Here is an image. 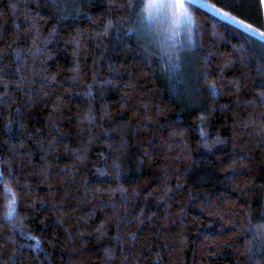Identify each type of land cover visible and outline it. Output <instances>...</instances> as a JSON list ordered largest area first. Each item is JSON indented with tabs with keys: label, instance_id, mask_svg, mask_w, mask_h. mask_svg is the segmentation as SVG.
Instances as JSON below:
<instances>
[{
	"label": "trees",
	"instance_id": "1",
	"mask_svg": "<svg viewBox=\"0 0 264 264\" xmlns=\"http://www.w3.org/2000/svg\"><path fill=\"white\" fill-rule=\"evenodd\" d=\"M146 3L0 0V264H264V39Z\"/></svg>",
	"mask_w": 264,
	"mask_h": 264
},
{
	"label": "snow or ice",
	"instance_id": "2",
	"mask_svg": "<svg viewBox=\"0 0 264 264\" xmlns=\"http://www.w3.org/2000/svg\"><path fill=\"white\" fill-rule=\"evenodd\" d=\"M190 8H205L210 10L214 15L218 16L222 21L227 24L238 27L241 30H247L248 32H255L250 25L244 24L242 21L237 20L227 12H221L216 9L213 5L207 4L204 0H148L144 6L145 12L149 16L153 13L160 12L161 10L167 12L173 31L171 33V39H174L178 34L181 27L191 28L194 23ZM258 35L264 39V32H259ZM15 204V199L10 203L11 206Z\"/></svg>",
	"mask_w": 264,
	"mask_h": 264
},
{
	"label": "rangeland",
	"instance_id": "3",
	"mask_svg": "<svg viewBox=\"0 0 264 264\" xmlns=\"http://www.w3.org/2000/svg\"><path fill=\"white\" fill-rule=\"evenodd\" d=\"M148 2V0H147ZM262 4H263V9H264V0H262ZM189 11L191 12V10L189 9ZM192 14V13H191ZM146 21H149L152 26L158 27L159 31H161V33L166 36L168 38L169 41H172L173 43H176L178 36L184 32H188L187 27H181L178 34L176 35V37L174 39H171V33L173 31V27L171 24V20L167 14V12L161 10L160 12H156L153 13V15L149 16V14L146 12V16H145ZM193 28V25L191 26L190 29ZM256 32V31H255ZM257 34L259 33V31L256 32ZM180 38V37H179ZM176 39V40H175Z\"/></svg>",
	"mask_w": 264,
	"mask_h": 264
}]
</instances>
